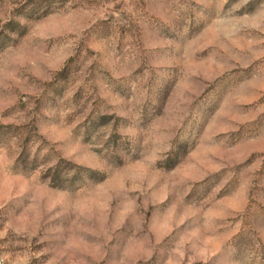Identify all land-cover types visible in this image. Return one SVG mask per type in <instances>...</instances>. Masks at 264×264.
Returning a JSON list of instances; mask_svg holds the SVG:
<instances>
[{"label": "rangeland", "instance_id": "374dc122", "mask_svg": "<svg viewBox=\"0 0 264 264\" xmlns=\"http://www.w3.org/2000/svg\"><path fill=\"white\" fill-rule=\"evenodd\" d=\"M0 264H264V0H0Z\"/></svg>", "mask_w": 264, "mask_h": 264}]
</instances>
